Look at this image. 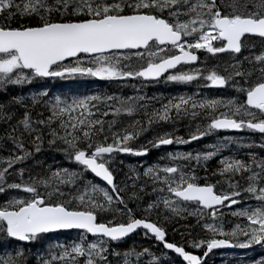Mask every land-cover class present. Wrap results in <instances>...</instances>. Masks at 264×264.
Listing matches in <instances>:
<instances>
[{
  "label": "snow or ice",
  "instance_id": "1",
  "mask_svg": "<svg viewBox=\"0 0 264 264\" xmlns=\"http://www.w3.org/2000/svg\"><path fill=\"white\" fill-rule=\"evenodd\" d=\"M255 37L264 45V0H0V92L48 79L91 77L204 81L205 87L237 93L170 97L151 115L145 113L146 124L117 120L121 114L132 115L137 102L145 99L141 96L50 95L46 88L31 95L10 94L0 102V122L5 125L0 151L7 153L0 154L4 196L0 244L6 246L0 248V264H29L25 245L40 241L44 244L35 253L34 264H112L109 255L120 257V264H143L145 256L149 264H161L148 247L123 251L112 247L137 229L186 264H209L210 254L222 257L216 264H264V156L255 151L248 152L247 159L221 156L212 173L219 176L215 182L205 178L199 183L190 163L203 165L229 144L239 146L234 138L223 137L209 144V150L196 153L168 152L162 162L142 166V172L132 169L128 179L144 178L145 183H133L138 191L129 192L127 198L121 195L127 183H117L114 176L116 154L146 156L150 148L190 143L218 130L258 132L261 143L246 147L264 149V50L236 55L242 48L254 47ZM201 51L206 55H198ZM220 53L229 54L222 70H218ZM133 56L142 61L139 67L132 66ZM209 57L216 62L209 64ZM37 105L44 111H36ZM182 117H201L204 122L187 139L169 131L133 143L153 123ZM45 136L50 147L78 167L44 165L43 172L35 173L27 168L26 162L42 150ZM87 172L105 185L89 180ZM12 176L14 180L9 179ZM149 183L156 198L129 207L130 201L142 199L140 193ZM225 208L238 220L228 228L222 219ZM157 209L158 215L164 210L169 214L153 221L150 217ZM182 213L196 217L204 231L200 238L189 232L185 241L199 250L197 254L166 240L163 221L186 218ZM118 215L122 219L117 220ZM64 230H79L78 240L60 242L48 236ZM257 247L262 250L258 257L233 261L223 259L232 253L214 252L234 248L255 252Z\"/></svg>",
  "mask_w": 264,
  "mask_h": 264
},
{
  "label": "flooded vegetation",
  "instance_id": "2",
  "mask_svg": "<svg viewBox=\"0 0 264 264\" xmlns=\"http://www.w3.org/2000/svg\"><path fill=\"white\" fill-rule=\"evenodd\" d=\"M253 42L255 45L254 47L247 48V49L242 48L241 53L236 54V55L237 56H250L253 53L258 54L261 50H264V45H262L260 38L258 37L253 38ZM198 55L203 57L206 54L201 51V52H198ZM228 55H229L228 53L217 54L218 57L223 58L222 60L219 61L221 64L220 69H222L224 60L228 58ZM141 62L142 61L140 59L134 56L132 57L131 64L133 67H139ZM214 62L216 61L213 58L209 57L208 63L212 64ZM180 67L182 66H179V65L177 66V68H180ZM184 67H187V66H184ZM70 79H63V80L68 81ZM74 80L77 84H79L80 87L84 88V86H88L89 88L88 94L93 93V92H104L109 95L115 94L116 96L125 97V98L126 97H137V96L144 97L145 98L144 100H140L137 102V105H138L137 110L132 115L121 114L117 118L118 122H122L124 124H130L132 121H140L141 123L146 124L148 116H146L145 113L148 114V111L152 108H160L161 104L166 102V100L170 97H175L179 95H185V96L193 95V96L207 97V98L220 97V96H237V93L235 92L234 89L205 87L204 86L205 83H203L202 81H193L187 84H178L174 82H165L163 78H161L159 82H148V81H144L142 78L127 79L125 81H109V80H100L98 78L85 77V78H75ZM141 104L146 105V106L139 107V105ZM198 118L203 120V118L201 117H198ZM105 119L106 120L111 119V116L105 117ZM192 120L193 119H189L188 117H182L179 120L174 121V122L153 123L151 126H149L148 130L143 132L140 135V137L133 143L135 144L144 143L147 139H151V137L154 136L156 133L169 132V131H175L176 135H179L187 139L189 132L194 130L197 124H201V125L203 124L200 122L198 123H195L194 121L192 122ZM226 136L232 137L239 142V146H237V144L228 145L227 148H229L230 151L232 152L234 149H239V150L244 149L245 151L258 149L259 147L249 148V147H246V145L253 143V142L256 145L261 143L262 134L258 132L248 131V130L240 131L238 133L237 132L232 133L230 131H215L210 135H207L198 140L191 141L190 143L173 144L170 146H161L159 148H150L149 153L146 156H135V155L126 154V153L116 154L114 164L116 165L126 164V165L146 167L153 163L162 162L160 161V158L165 156L166 153L170 151L174 152L177 150H182L184 151V153H188V152L196 153L200 151L209 150L207 147L209 144L217 143L216 139H221ZM224 151L225 149L221 152L220 155L213 157L212 159L207 161L202 166H205L209 163L211 164L213 162L218 164V161L221 158V156H226L224 154ZM154 152L156 153V158L151 157L152 155H154L152 154ZM234 156H235V153H234ZM179 163L181 165H184L185 163H188V162L180 161ZM190 163L191 165H193L194 172L198 169L199 166H201V165H196L195 161H191ZM84 175L89 180H93L94 182L98 181L89 172L85 173ZM104 185L105 184L102 183V186ZM237 207L239 206L238 205L232 206L233 209ZM225 211H229V209L227 208L222 209V212H225ZM185 225L186 224L183 222H181L180 224H176L175 228L179 230L178 232L174 233L175 239L172 240L170 239L169 235H167V240L169 242L175 241L178 244H184V246L190 247V245L185 243V241L190 239L188 235H184L185 232L183 231L186 230ZM143 233L144 231L140 230L135 235L144 236ZM148 236L151 237L150 235ZM157 243L161 245L159 242ZM160 247H162V245ZM161 250H162L161 253L165 254L164 256H168L169 258H172V262H174V264H186L182 261L180 257L176 256L175 254L168 252L163 248H161ZM186 250H190L193 252V249L191 247L189 249L186 248ZM249 252L251 254L253 253V251H249ZM172 255L174 256L172 257Z\"/></svg>",
  "mask_w": 264,
  "mask_h": 264
},
{
  "label": "trees",
  "instance_id": "3",
  "mask_svg": "<svg viewBox=\"0 0 264 264\" xmlns=\"http://www.w3.org/2000/svg\"><path fill=\"white\" fill-rule=\"evenodd\" d=\"M43 88H46L49 92L50 95H83V94H88V86H84L80 87L79 84H77L75 82L74 79H70L68 81L57 78L55 80H44V81H39V82H33L32 84H27L21 87H11L9 92H0V102H5L9 95L12 93H21V94H26V95H31L35 92H37L38 90H41ZM154 109H158V108H152L148 111V114L151 115L152 111ZM36 111H44L43 108H41L39 105H37ZM220 111H223V109H220ZM19 114V113H18ZM45 115H47V113H45ZM5 134V125L0 122V136ZM45 143L42 146V150L38 153L35 154L34 157H32L31 159H29L26 162V167L29 168L32 172H43L44 170V165H51L53 168L56 167H68V168H77L78 166L75 163H71L69 162L64 154L60 151L55 150V146H49L47 144V139L48 137L45 136ZM10 146V145H9ZM238 150V152H237ZM236 151V152H235ZM250 151H255L259 156H264V149L258 148L256 150H249V151H245L243 150H239V149H234L232 152L230 151L229 148L225 149L224 154L226 156L232 155L234 156L235 153V157L237 158H241V159H247L248 156V152ZM0 154L3 155H7L6 152H2L0 151ZM154 155H152L151 157H155L156 158V153H152ZM34 161H38L40 163H34ZM205 167L207 168V172H205ZM219 167V164L217 163H209L205 166H199L198 169L195 171V175L197 176L198 182L199 183H204L205 182V178H207V180L209 182H215L217 179H219L218 175H212L213 171L216 170ZM114 176L116 179L117 183H123L126 182L128 187L126 188L125 192L121 193V195L125 196V198H127V194L133 190H137L138 191V187L137 189H133L132 185L133 183H135L137 186H139L140 184L145 183L144 178H141L139 180H136L135 177H133L132 179H128L129 176H132V169H135L137 171H141L142 172V167L141 166H135V165H126V164H114ZM11 171V170H10ZM27 176V173L25 174ZM10 180H14L15 177H9ZM98 182V181H96ZM100 183V182H98ZM102 185V183H100ZM217 187H219V185H217ZM152 185L149 183L147 184V186L144 189L143 193H140L142 199L136 202H129V207L131 208H135L137 203L143 205V203L147 202L149 199H154L156 198V196L158 195L157 193H154L151 191ZM4 200V196L3 199L0 200V202H2ZM249 203H251L249 201ZM162 207V206H161ZM160 210H154L152 215H151V219L153 221H160L162 219V216L164 215H168L169 213L167 212V210H164L163 212H160V214L158 215L157 213ZM137 216L140 215V212L137 211L136 213ZM117 220L122 219L121 216H117L116 217ZM180 219L183 223H192V228L190 227V229H188L187 231H183L185 232L184 235H188L189 232L191 233V236L196 237V238H200L204 235V232H202L200 230L199 225L195 222V218L192 216H186V218ZM176 217H172L170 220L168 221H163L165 224V227L168 229V234L170 239H175L174 236V231L172 229L173 225L175 226L177 223H180ZM222 219L224 220V222L226 223V227L228 228L230 224H233L235 222H238L236 217H232L229 213V211H225L224 216L222 217ZM51 239H53L54 241H60V242H71L73 240H78L79 238V232H71V233H60V234H56V235H48ZM189 236V235H188ZM187 237V236H186ZM88 239H92L90 237H88ZM44 244L43 241L40 242H36L33 243L32 245L28 246L25 245V253L28 256V261L29 264L34 263V253L37 250H40L42 245ZM161 245H159L154 239H152L149 236H133L125 241H123V243H119V244H114L112 245V247H116L118 251H123L126 250L129 247H135L137 250L141 249L142 247H148L150 248V250L152 252H154L157 256L160 257L161 260V264H170V262H172V258H169L168 256H164L161 255ZM6 247L3 244H0V248H4ZM187 249H189V246H185ZM10 251V249H8ZM261 251L259 248L256 249L255 252L257 257L261 254ZM194 253H198L199 250L193 249ZM174 255H172L173 257ZM130 259L132 261H135V257H130ZM143 261V264H149V262L147 261V256L142 257L141 258ZM109 260L112 261V264H120V260L121 258L118 256H111L109 255ZM220 261V260H218ZM217 261V262H218ZM228 261H233V260H228ZM209 264H216V262H213L211 259H209Z\"/></svg>",
  "mask_w": 264,
  "mask_h": 264
},
{
  "label": "rangeland",
  "instance_id": "4",
  "mask_svg": "<svg viewBox=\"0 0 264 264\" xmlns=\"http://www.w3.org/2000/svg\"><path fill=\"white\" fill-rule=\"evenodd\" d=\"M220 70H222V69H220ZM203 83H206V82H204V81H202ZM195 122V123H198V122H200V123H203V120L202 119H200V118H196V119H194V120H192V122ZM159 133H161V132H159ZM153 137V136H152ZM151 137V138H152ZM221 139H216V142H219ZM170 152H172V153H181V154H183L184 153V151H182V150H177V151H170ZM168 153V152H167ZM166 153V154H167ZM3 199V195H0V200H2ZM223 213H225V212H223ZM104 215H106L107 216V214H104ZM182 215H185V217H186V214H184V213H182ZM188 217V216H187ZM192 217H194V216H192ZM110 218V217H109ZM176 218L178 219V218H180L179 216H176ZM196 220H197V218L196 217H194ZM178 220H180V219H178ZM196 220H195V222H196ZM180 223L182 222L181 220L179 221ZM180 223H177V224H180ZM192 224V223H191ZM186 225H190V223H186ZM192 226V225H191ZM224 226L226 227V223H224ZM192 228V227H191ZM172 229H173V231L176 233V232H178V230L179 229H177V228H175V226L173 225V227H172ZM188 229H190V228H186V231L188 230ZM201 230V229H200ZM202 231V230H201ZM202 232H204V231H202ZM193 237V236H192ZM91 240V239H90ZM239 250H241V252H234V253H232L233 255H231V256H226V257H223V259H225V260H235V259H237V258H241V259H248V258H250V257H252V256H257L256 255V253H250L249 251H247V252H245L246 250H248V249H239ZM37 251H39V250H37ZM36 251V252H37ZM36 252H33L34 254L36 253ZM244 253H247V255H242V254H244ZM211 258V260L213 261V262H217L218 260H221L222 259V257H220L219 255H216V256H213L212 254H211V256H210ZM148 258V257H147ZM34 259V258H33ZM147 261L149 262V260L147 259ZM161 261V260H160ZM32 264H34V263H32Z\"/></svg>",
  "mask_w": 264,
  "mask_h": 264
},
{
  "label": "water",
  "instance_id": "5",
  "mask_svg": "<svg viewBox=\"0 0 264 264\" xmlns=\"http://www.w3.org/2000/svg\"><path fill=\"white\" fill-rule=\"evenodd\" d=\"M218 131H228V130H218ZM230 132H232V133H234V132H240V131H235V130H230ZM166 146H170V145H166ZM93 175V174H92ZM94 176V175H93ZM96 178V177H95ZM98 181H100V182H102V183H104L105 184V182H103L102 180H100V178H96ZM140 230H142V229H137L134 233H132V234H130L128 237H126L125 239H127V238H130L131 236H133L134 234H136L138 231H140ZM72 231H79V230H64V231H61V232H72ZM58 233H60V232H58ZM58 233H54V234H58ZM49 235V234H48ZM89 237H91V236H89ZM91 238H94V237H91ZM124 239V240H125ZM166 240H167V236H166ZM20 243H23V242H20ZM160 243V242H159ZM167 250V249H166ZM168 252H171V250H167ZM234 251H238V252H241V250H237V249H218V250H214V252H234ZM171 253H173V252H171ZM175 254V253H174ZM193 254H195V253H193ZM175 255H177V254H175ZM178 256V255H177ZM182 259V258H181ZM184 263H186V262H184Z\"/></svg>",
  "mask_w": 264,
  "mask_h": 264
},
{
  "label": "bare ground",
  "instance_id": "6",
  "mask_svg": "<svg viewBox=\"0 0 264 264\" xmlns=\"http://www.w3.org/2000/svg\"><path fill=\"white\" fill-rule=\"evenodd\" d=\"M144 159V158H143ZM211 258V257H210Z\"/></svg>",
  "mask_w": 264,
  "mask_h": 264
}]
</instances>
